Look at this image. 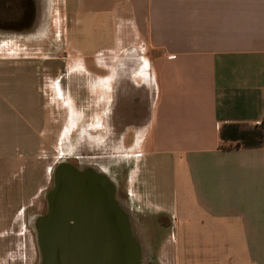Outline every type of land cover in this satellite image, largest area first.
Listing matches in <instances>:
<instances>
[{"label": "crops", "instance_id": "crops-1", "mask_svg": "<svg viewBox=\"0 0 264 264\" xmlns=\"http://www.w3.org/2000/svg\"><path fill=\"white\" fill-rule=\"evenodd\" d=\"M61 4L78 29L77 37L85 26L96 31L98 24L108 36L102 44L112 40L109 54H125L120 50L123 39L140 45L141 50H132L139 81L133 70L131 81H145L152 106L125 191L131 217H140V222L132 220L142 231L146 227L141 217L148 216L151 224L154 218L169 220L156 227L165 237L149 243L156 249L148 262L264 264V146L236 148L220 138L222 129L229 138L235 135L233 126L262 125L264 120V0ZM46 15L37 20L41 32ZM7 38L31 39L15 32ZM79 69L82 76L101 83L95 64L90 70L84 57ZM34 71L14 51L0 50V252L19 245L13 241L20 236L16 218L22 209V161L28 173L23 182L28 183L36 152L51 143L49 116L36 91ZM108 71L104 80L110 87L118 73L114 64ZM21 78L32 93L22 100L15 91ZM19 261L12 255L7 263Z\"/></svg>", "mask_w": 264, "mask_h": 264}, {"label": "rangeland", "instance_id": "rangeland-1", "mask_svg": "<svg viewBox=\"0 0 264 264\" xmlns=\"http://www.w3.org/2000/svg\"><path fill=\"white\" fill-rule=\"evenodd\" d=\"M61 3L62 0H47L44 8V13L47 14V25L44 32L40 33L43 35L38 36L36 40L0 38V50L14 51L15 57L22 64L28 63L34 68L35 81H37L36 91L43 97H41L42 105L47 109L46 113L49 116L47 117V122L50 123L48 132L51 133L50 145L45 150L36 152V160L31 164L30 168L28 167V169L33 170L34 177H31L32 179L28 183L23 182V179H26L28 173L26 172V161H22L19 175V179L21 180L22 209L19 217H15L16 221L18 220L17 224L21 226L20 236L13 241L19 245L15 247L11 245L6 246L0 252V258L4 260V264H8V257L12 255L20 258V261L16 264H33L32 262L35 259L40 260L36 242L33 241L34 244H30V239L33 240V237H30L29 234L32 230L29 228V222L32 220L31 217L33 215L43 211L42 191L50 186V176L53 171L60 164L68 161L66 158H70L72 161L74 155L78 154L79 150L76 147V143L74 142L73 145L70 143L72 142V138L75 137L73 132L76 128L80 127L83 128L82 130L93 132L99 127V118H102L103 115L101 112L104 110L96 109V115L93 117L95 121L93 119L91 121L90 119L85 123L84 117L86 116V112L83 108L85 105L87 108L89 105H99L102 98L110 94V89L113 88V85L109 87L107 86L109 83H105V80L108 78L109 66L114 64L117 68V73L122 72L126 67L130 68L129 80L135 78L134 80L139 81V76L133 70V68H136L137 60L132 54V50H141L140 45L136 43L137 40L123 39L120 50H126L125 54L113 56L108 51L109 46H112V40L110 43L107 41L104 45L102 44L107 40L108 36H105V34H102L98 30V24H96V31H93L91 27L88 28L85 26L77 37L78 29L73 26L70 15L66 13ZM75 39L76 41H73ZM97 47L101 49L95 51ZM93 52L94 56L92 55ZM9 56H12V53L5 55L6 58ZM83 57L90 70H92L93 64H95V71L98 72V78H102L103 80H101V83L99 80L98 82L92 81L89 76L84 77L87 80L85 83L80 82L79 79L82 77V71L79 68ZM134 62L136 63L134 64ZM66 63H69L71 67L68 71L66 70ZM131 71L133 72L132 77L134 78H131ZM62 76L64 85L61 83L62 89L60 90L57 80H60ZM23 81L21 78L20 85L15 87L16 94L18 97H21V100L32 94L27 87V83ZM81 84H85V89H88V93H84L83 98H81L80 91H77V88H81ZM151 106L152 100L149 103V114ZM83 136L85 135H80V138ZM131 162L133 161L131 160ZM122 189L123 191L127 190V181L122 183ZM132 217L134 220L136 219L140 222L139 216L133 213ZM141 219L146 227V231L142 232V236L136 233V226L133 225L135 236L139 242V264L143 262L146 254L149 255V260L152 250L156 249L151 247L149 243L151 244V241L155 240L156 237L159 239L165 237L162 232L158 233L156 231V227L159 223L160 225L169 223V220L161 217L151 219L152 222L154 221V224H151V221L147 220L148 216L141 217ZM24 224L28 226L29 230L28 228L24 229ZM158 234L159 236H157ZM159 244H162V241H159ZM10 251L13 252L11 253ZM37 263L42 264L40 261ZM147 264H156V262H148Z\"/></svg>", "mask_w": 264, "mask_h": 264}, {"label": "flooded vegetation", "instance_id": "flooded-vegetation-1", "mask_svg": "<svg viewBox=\"0 0 264 264\" xmlns=\"http://www.w3.org/2000/svg\"><path fill=\"white\" fill-rule=\"evenodd\" d=\"M45 5V0H0V38L8 39L7 37L15 32L19 33L21 37L24 35V37L29 36L31 39L36 40L42 30L41 22L38 23L37 20L44 15ZM129 70L130 68L126 67L122 72H118V78L113 81V88L110 89V94L103 97L99 105H89L88 108L85 105L83 108L86 112L85 123L90 119L92 121L94 115H96V109L104 110L101 112L103 116L100 119L99 127L93 132L82 130V127L76 128L73 132L75 137L72 138L70 143L71 145L74 142L76 143V147L79 150L78 154L74 155V160L72 159L71 161L70 158H66L68 161L64 162L81 171L88 170L99 173L113 186V194L105 193L106 211L110 219L109 230L114 225L112 223L115 214L114 205L120 207L123 212L130 213L127 194L122 189V183L127 181L131 160L133 161L136 151L140 147L138 140L148 119L149 103L152 98V92L146 87L145 81L138 86L129 80ZM82 77L79 80L85 83L87 80L84 76ZM57 83L61 90L63 76L60 80H57ZM78 90L82 95L81 98H83L84 93H88V89H85V84H81V88H77ZM93 121H95V118ZM80 135L85 136L80 138ZM53 189L54 178L52 173L50 186L42 191L43 211L33 215L31 217L32 220L29 222V227L34 233L35 242L37 223L42 217H45V221L48 220L49 205L55 203L51 200ZM69 200L70 198L66 201L68 202ZM86 202L90 205L91 203L95 204L94 200L91 201L90 199L86 200ZM60 209L61 217L60 215L56 216L53 223L48 221L47 230L53 232L61 227L60 230H64L63 237L60 239L50 235L52 237L49 236L47 238L46 244L54 245L60 241L70 243L73 238V231H75L77 236L76 243L82 248L75 264H101L97 247L107 242V240L101 237V228L105 227V225L100 223L98 219L95 220L94 215L97 214L99 209L96 206L88 207L86 210L88 211L87 218L78 222H76V219L74 221L73 218L65 216V212L70 209L66 208L63 203ZM90 213H93V215ZM59 219L61 222H59ZM134 225L136 226V233L142 236L141 226L137 223ZM111 233L110 231L109 245L114 241ZM148 258L149 255L146 254L141 264H147ZM63 261L64 264H74L69 258L63 259ZM47 264L56 263L50 256L47 259ZM108 264H114V262H109Z\"/></svg>", "mask_w": 264, "mask_h": 264}, {"label": "water", "instance_id": "water-1", "mask_svg": "<svg viewBox=\"0 0 264 264\" xmlns=\"http://www.w3.org/2000/svg\"><path fill=\"white\" fill-rule=\"evenodd\" d=\"M53 178L54 189L51 200L57 206L55 203H51L52 205H49L48 209V220L45 221V217H42L36 226V245L39 250L40 262L47 264V259L51 256L56 264H64L63 259L68 258L75 264L80 255V249L82 248L76 243L75 231H73L74 234L70 243L60 241L54 245L46 244V240L50 235L60 239L63 237L61 227L53 232L47 230L48 221L53 223L56 216L60 215L61 217L60 207L63 203L66 208L70 209L66 211L67 213L65 212V216L73 218L74 221L77 220L76 222L87 218L88 211L86 210L88 207L96 206L99 209L97 214L94 215L95 220L98 219L100 223L105 225L101 228V237L107 240V242L97 247L101 264H108L109 262H114V264H139V242L135 236L134 223L130 213L123 212L120 207L114 205L115 214L114 219H112L114 225L109 230L110 219L106 211L105 193L111 195L114 193V189L107 179L99 173L88 170L81 171L65 163L60 164L53 171ZM68 198L70 200L67 202ZM88 199L94 200L95 204H88L86 202ZM90 214L93 215V213ZM62 221L64 222V220ZM59 222H61L60 219ZM110 231L112 232L111 237L113 236L114 239L111 245L108 242Z\"/></svg>", "mask_w": 264, "mask_h": 264}, {"label": "trees", "instance_id": "trees-1", "mask_svg": "<svg viewBox=\"0 0 264 264\" xmlns=\"http://www.w3.org/2000/svg\"><path fill=\"white\" fill-rule=\"evenodd\" d=\"M235 131L233 137H226L224 130L220 132L222 141H231L235 143L236 148H256L264 146V126L255 125L250 127L233 126Z\"/></svg>", "mask_w": 264, "mask_h": 264}, {"label": "built area", "instance_id": "built-area-1", "mask_svg": "<svg viewBox=\"0 0 264 264\" xmlns=\"http://www.w3.org/2000/svg\"><path fill=\"white\" fill-rule=\"evenodd\" d=\"M261 124L264 125V120H263V122Z\"/></svg>", "mask_w": 264, "mask_h": 264}, {"label": "bare ground", "instance_id": "bare-ground-1", "mask_svg": "<svg viewBox=\"0 0 264 264\" xmlns=\"http://www.w3.org/2000/svg\"><path fill=\"white\" fill-rule=\"evenodd\" d=\"M64 231V230H63Z\"/></svg>", "mask_w": 264, "mask_h": 264}]
</instances>
